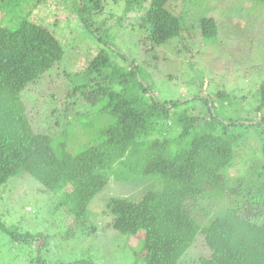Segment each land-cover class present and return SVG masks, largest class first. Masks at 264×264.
<instances>
[{
    "label": "trees",
    "instance_id": "obj_1",
    "mask_svg": "<svg viewBox=\"0 0 264 264\" xmlns=\"http://www.w3.org/2000/svg\"><path fill=\"white\" fill-rule=\"evenodd\" d=\"M30 1L57 11L55 23L17 16L16 26L9 28L6 21L12 15L6 7L12 0L5 4L0 0V188L10 179L28 177L39 183V191L46 197L65 189L55 213L62 211L66 225L60 238L71 240L79 232L96 234L93 224L87 227L92 222L89 207L112 180L123 185L134 179L136 185L149 186L138 199L113 197L109 201V227L121 236L142 233L136 253L142 264H264V158L249 175L231 178L238 153H243V139L258 135L259 128L264 141V81L250 110L258 119L253 124L252 118L222 117L236 106L235 95L227 86L210 95L205 80L199 89L188 84L193 92L190 96L161 102L151 86L144 85L141 66L135 60L126 67L121 65L120 59L123 63L127 57L109 42L105 45L110 44L117 57L114 60L108 48L96 50V46L80 42L65 48L57 35L53 26L64 17L58 12L68 11L90 31L96 26V43L103 41L99 34L106 25L102 0ZM255 1L264 5V0ZM123 2V17L138 15L135 19L144 33L141 44L150 61L160 59V47L177 39L183 42L192 34L188 12L180 11L172 0ZM199 21L202 41L223 35L217 19L204 16ZM72 60L78 63L69 71ZM64 64L71 73L63 69ZM186 66L195 69L190 62ZM58 70L70 82L62 102L48 97L41 105L37 97V103L28 105L25 95L30 89ZM78 78L83 80L77 82ZM73 95L77 96L74 102L70 101ZM79 103L87 110L78 109ZM98 106L96 119L80 122L82 129L102 116L107 121L97 125L95 134L79 147V138L68 130L74 122L90 117ZM72 109L76 119L70 121ZM196 109L201 113L195 114ZM0 231L16 241L47 239L41 233L22 234L3 222ZM200 238L206 253L185 260ZM33 264L95 262L50 263L39 254Z\"/></svg>",
    "mask_w": 264,
    "mask_h": 264
},
{
    "label": "rangeland",
    "instance_id": "obj_2",
    "mask_svg": "<svg viewBox=\"0 0 264 264\" xmlns=\"http://www.w3.org/2000/svg\"><path fill=\"white\" fill-rule=\"evenodd\" d=\"M8 1L11 0H4V4ZM30 2L12 0L10 6L6 7L8 13L12 15L6 21L9 28L16 26L17 16L22 18L34 16L42 23H55L52 21L57 11L51 8L48 10L46 4ZM22 3V6H18ZM70 3H72L71 0ZM29 4L34 7L26 11ZM102 4L104 8L102 20L106 21V25L104 32L99 30L103 41L98 39V43L94 37V34L98 33H94L96 26L91 30L92 35L90 29L70 16L71 12H58L59 17H64L53 27L65 48H68L70 44L78 45V42L94 45L96 50L108 48L114 60L117 57H114V52L110 49V44L113 45L115 50L117 49L127 57V61L123 63L120 59L121 65L126 67L135 60L141 66L140 74L144 85H150L161 102L190 96L193 92L189 91L188 84H194L198 88L204 80L207 83V93L210 95L216 90H221V87L227 86L229 92L235 95L237 103L234 109H229L226 117L223 115L222 117L227 120L252 118L254 122L251 124L258 120L253 112L250 113V110L257 101L258 89L264 81V5L262 3L255 0H194L183 3L180 0H172L171 4L181 8L180 11L188 12L187 26L192 27V34L186 35L187 39L183 42L177 39L160 47L158 49L160 59L157 62L150 61L149 53L143 50L141 38H144V33L135 19L138 15L130 13L123 17V0H102ZM111 15H115L113 20ZM204 16L213 17L219 21L224 31L220 38L202 41L198 25L199 20ZM119 22L123 23L121 27ZM105 42L110 44L106 46ZM184 42L187 48L183 46ZM189 62L194 65L195 69L192 71L187 66L184 67ZM77 63L78 60L70 61L69 71L72 70L71 68L75 69ZM63 69L68 72L66 64L63 65ZM62 75L67 77L66 74L61 73V70L55 71L53 75L45 77L38 86H33L25 95L27 104L32 106L37 103V97L41 105L47 103L48 97L54 100L57 97L56 102L61 103V98L68 92V85H70L69 80ZM82 80L83 78H78L77 82ZM76 99V95L70 97V101L74 102ZM77 105L78 109L87 110L80 103ZM74 109L77 111L76 108ZM74 109L71 110L70 121L76 119ZM94 110L90 117L74 122L68 130L73 136L82 139V141L77 139L79 147L80 144H84V141L88 142L90 134H95L97 125L107 121V118L102 116L93 126L82 129L80 122L83 124L95 120L100 106ZM199 113H201L200 109H196L195 114ZM256 131L260 136L249 134L243 139L240 145L243 153H238V161L233 171L235 177L231 178L249 175L254 166L263 162L261 161L264 158L262 156L263 134H259V128ZM137 183L133 179L118 185L112 180L111 184H108L106 189L94 198L89 207L92 222L89 221L87 227L92 228L93 224L96 227V234L88 236L79 232L73 239L63 240L60 234L66 230V225L62 211L56 214L55 206L64 198L65 189L51 197H46L40 193V185L33 178L10 179L0 188V222L16 227L22 234L41 233L42 238L47 237V239L16 241L0 231V264H33L39 254L42 259L50 263H75L92 259L95 264H142L141 259L136 257L139 242L143 239L142 233L137 237L121 236L119 233H113L114 231L109 227L112 220L108 209L109 201L113 197L138 199L149 185L141 187L136 185ZM203 205L207 207V204L203 203ZM197 217H200L199 213ZM205 253L203 239L200 238L185 260L197 259Z\"/></svg>",
    "mask_w": 264,
    "mask_h": 264
}]
</instances>
